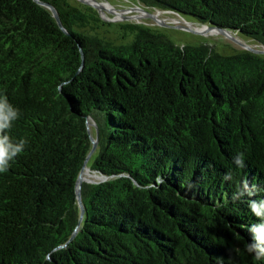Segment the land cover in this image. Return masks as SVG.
<instances>
[{
  "label": "trees",
  "instance_id": "trees-1",
  "mask_svg": "<svg viewBox=\"0 0 264 264\" xmlns=\"http://www.w3.org/2000/svg\"><path fill=\"white\" fill-rule=\"evenodd\" d=\"M41 1L67 33L34 0H0V95L21 113L9 136L28 141L0 173V264H264L246 251L249 202L264 199V54L139 22L115 41L89 6ZM135 1L264 46V0ZM89 119L86 167L103 179L82 182L79 222ZM245 183L254 194L233 201Z\"/></svg>",
  "mask_w": 264,
  "mask_h": 264
},
{
  "label": "rangeland",
  "instance_id": "rangeland-1",
  "mask_svg": "<svg viewBox=\"0 0 264 264\" xmlns=\"http://www.w3.org/2000/svg\"><path fill=\"white\" fill-rule=\"evenodd\" d=\"M88 1L98 5V9L93 7L90 8L94 9L99 17L107 23H105L100 29H98L99 33L115 41H119L120 37L119 24L125 22H139L160 30L177 45L207 43L212 46L215 51L221 54H231L234 52L245 50L244 48L240 47L238 43L219 33L202 35L191 32L189 30L174 27V25L161 26L159 24H154L152 20L145 17V14L142 11H137L135 9L139 4L135 0ZM68 2L72 5L82 7L81 3L78 0H68ZM83 6L87 5L83 4ZM161 16L168 17L167 15L163 14ZM239 39L255 49L264 50V46L251 41L250 39L244 37H240ZM92 132L94 133V131ZM86 169L89 171V175L91 174V181L95 182L103 179L101 175L91 171L89 167H86Z\"/></svg>",
  "mask_w": 264,
  "mask_h": 264
},
{
  "label": "clouds",
  "instance_id": "clouds-1",
  "mask_svg": "<svg viewBox=\"0 0 264 264\" xmlns=\"http://www.w3.org/2000/svg\"><path fill=\"white\" fill-rule=\"evenodd\" d=\"M20 110L13 106L6 95H0V173H6L16 157L21 154L28 141L24 138L13 141L9 136L12 124L20 117ZM234 163L244 166L243 154L238 153L234 157ZM225 180H231V173L224 175ZM191 186V185H190ZM249 196L254 193L249 190L247 183L233 194V201L241 199L245 193ZM249 208L251 212L259 219L258 223H253L248 227L253 239L246 245V251L253 254L256 259L264 258V199L250 200ZM222 264V261L220 262Z\"/></svg>",
  "mask_w": 264,
  "mask_h": 264
},
{
  "label": "water",
  "instance_id": "water-1",
  "mask_svg": "<svg viewBox=\"0 0 264 264\" xmlns=\"http://www.w3.org/2000/svg\"><path fill=\"white\" fill-rule=\"evenodd\" d=\"M34 1L40 5L48 8L51 11L55 20L57 21L60 28L64 32H66L65 28L63 27V25L60 21L57 10L51 4L44 2V1H41V0H34ZM78 1L84 5L89 6V7H93V8H97V9L99 8L98 5L92 3L88 0H78ZM135 9L137 11H142L145 14V17L152 20L154 24H159L161 26L174 25V27L189 30L191 32H194L197 34H202V35H211L214 33H219V34H222V35L228 37L230 40L238 43L240 47L245 49L244 51H249V52H252L255 54H264V50L255 49V48L249 46L247 43L242 42L241 39H239L241 37L240 34L235 30H229L226 28H221V27L215 26L211 23H201L198 20L194 19L193 17H190L187 14H183V13H180L178 11L171 10V9L148 8L142 4H140V5L138 4ZM162 14L167 15L168 17H166V16L162 17L161 16ZM198 44H200V43H198ZM204 44H207V43H204ZM86 124H87L88 133L90 136V140L92 143V148H91L90 152L88 153V155L85 159L82 170L86 167L87 161L92 156V154L96 151L97 146H98V127H97V125L91 119H89L86 122ZM91 127H93L95 129V135L92 134ZM82 170L78 176L77 183H76L77 201H78V205H79L80 210H81L79 222L82 220L83 214H84V204L82 203V200H81V184L83 182V180L81 179ZM85 182H93V181L85 180Z\"/></svg>",
  "mask_w": 264,
  "mask_h": 264
},
{
  "label": "bare ground",
  "instance_id": "bare-ground-1",
  "mask_svg": "<svg viewBox=\"0 0 264 264\" xmlns=\"http://www.w3.org/2000/svg\"><path fill=\"white\" fill-rule=\"evenodd\" d=\"M91 175V174H90ZM90 175H89V171L86 169V167L82 170V173H81V179L83 181L85 180H90Z\"/></svg>",
  "mask_w": 264,
  "mask_h": 264
},
{
  "label": "flooded vegetation",
  "instance_id": "flooded-vegetation-1",
  "mask_svg": "<svg viewBox=\"0 0 264 264\" xmlns=\"http://www.w3.org/2000/svg\"><path fill=\"white\" fill-rule=\"evenodd\" d=\"M82 4V3H81Z\"/></svg>",
  "mask_w": 264,
  "mask_h": 264
}]
</instances>
